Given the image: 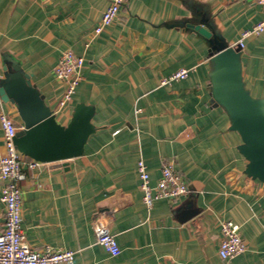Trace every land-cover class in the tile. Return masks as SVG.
I'll return each instance as SVG.
<instances>
[{
	"label": "crops",
	"instance_id": "1",
	"mask_svg": "<svg viewBox=\"0 0 264 264\" xmlns=\"http://www.w3.org/2000/svg\"><path fill=\"white\" fill-rule=\"evenodd\" d=\"M197 1L231 45L264 18L254 0ZM107 3L0 0V67L4 54L17 58L60 124L76 103L94 107L95 131L81 155L24 167L18 184L26 241L38 250L71 249L74 264H264V184L244 173L240 136L211 101L207 46L179 24L187 9L181 0H128L95 33ZM66 49L83 65L71 100L58 109L64 83L55 65ZM241 65L251 93L264 95V29L244 39ZM179 68L188 75L160 83ZM1 111L21 125L14 104L0 99ZM5 152L0 124V158ZM140 159L151 184L170 163L188 191L147 207ZM184 211L194 214L181 221ZM4 217L0 199V232ZM222 220L238 224L246 244L228 259L218 254ZM97 221L114 235L118 255L96 243Z\"/></svg>",
	"mask_w": 264,
	"mask_h": 264
},
{
	"label": "water",
	"instance_id": "2",
	"mask_svg": "<svg viewBox=\"0 0 264 264\" xmlns=\"http://www.w3.org/2000/svg\"><path fill=\"white\" fill-rule=\"evenodd\" d=\"M181 1L188 15L181 17L179 24L207 46L211 101L226 113L229 129L240 136L237 150L246 159L244 173L264 184V95L251 93L243 78L241 48L221 35L208 5L197 0ZM1 62L0 99L14 104L21 122L13 137L16 149L41 163L64 162L81 155L95 131L93 105L76 103L69 121L60 124L20 61L4 54ZM193 214L184 211L180 220Z\"/></svg>",
	"mask_w": 264,
	"mask_h": 264
},
{
	"label": "built area",
	"instance_id": "3",
	"mask_svg": "<svg viewBox=\"0 0 264 264\" xmlns=\"http://www.w3.org/2000/svg\"><path fill=\"white\" fill-rule=\"evenodd\" d=\"M100 21L94 28L99 33L109 26L117 17L119 9L128 0H107ZM264 5V0H254ZM264 29V18L256 22L252 27L244 29L240 33L236 44L242 48L244 39L250 35H258ZM83 65V57L71 49H66L60 55L55 65L56 77L64 83V91L58 100V109L71 100L75 88L80 81V69ZM188 68H179L176 71L162 77L161 84H167L174 80L186 77ZM3 76L0 67V77ZM0 124L3 130L5 154L0 158V178L3 180L0 199L4 205V224L0 232V264H74L75 252L71 249H55L46 247L43 250L32 248L25 239L21 228V189L19 181L25 177L24 167L34 168L41 162L31 158H25L15 147L13 137L21 128L12 116L0 112ZM139 176V188L142 192V200L151 207L154 201L162 198H177L188 191L186 179L178 173L172 164H164L160 176L154 184L150 183V176L143 160L137 161ZM96 243L101 245L111 255H118L120 247L113 234L107 227L97 221L93 225ZM221 240L218 254L223 259L231 258L246 250V244L240 235L239 225L231 220L220 222Z\"/></svg>",
	"mask_w": 264,
	"mask_h": 264
},
{
	"label": "trees",
	"instance_id": "4",
	"mask_svg": "<svg viewBox=\"0 0 264 264\" xmlns=\"http://www.w3.org/2000/svg\"><path fill=\"white\" fill-rule=\"evenodd\" d=\"M25 158H28V157H25Z\"/></svg>",
	"mask_w": 264,
	"mask_h": 264
}]
</instances>
